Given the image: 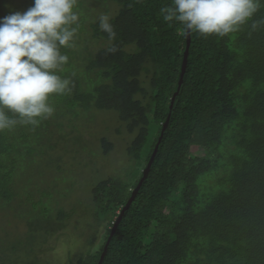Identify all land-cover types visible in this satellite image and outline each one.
Returning a JSON list of instances; mask_svg holds the SVG:
<instances>
[{"label": "trees", "instance_id": "obj_1", "mask_svg": "<svg viewBox=\"0 0 264 264\" xmlns=\"http://www.w3.org/2000/svg\"><path fill=\"white\" fill-rule=\"evenodd\" d=\"M103 1L119 7L111 18L115 39L90 21L91 2L77 0L76 47L62 50L69 63L60 73L72 81L71 91L52 98L54 114L39 125L0 132V208L24 205L26 219L41 217L29 223L31 235L48 224L63 230L71 217L53 207L48 187L25 201L26 185L20 186L32 165L45 171L44 182L52 169L60 171L52 151L68 134L56 135L52 127L63 131L70 117L90 112L97 118L96 111L105 110L136 133L128 148L135 161L130 174L92 188L97 226L88 241L92 250L78 264H99L137 189L168 119L187 48L181 26L160 15L171 0ZM13 11L23 12L1 9L0 17ZM191 39L185 80L159 152L103 264H264V0L237 32L222 38L192 33ZM101 147L108 155L113 144L102 138ZM14 238L0 239L2 264H15Z\"/></svg>", "mask_w": 264, "mask_h": 264}, {"label": "clouds", "instance_id": "obj_2", "mask_svg": "<svg viewBox=\"0 0 264 264\" xmlns=\"http://www.w3.org/2000/svg\"><path fill=\"white\" fill-rule=\"evenodd\" d=\"M261 2L171 0L160 15L180 25L182 35L222 38L247 24ZM80 21L77 0H32L26 11L0 17V132L39 125L54 114L52 98L71 91L72 81L60 74L69 63L62 50L76 47ZM98 24L110 41L115 39L108 14H101Z\"/></svg>", "mask_w": 264, "mask_h": 264}, {"label": "rangeland", "instance_id": "obj_3", "mask_svg": "<svg viewBox=\"0 0 264 264\" xmlns=\"http://www.w3.org/2000/svg\"><path fill=\"white\" fill-rule=\"evenodd\" d=\"M89 2L92 7L88 6L87 16L94 23L98 21L101 14L106 13L111 18L114 17L119 8L116 4L103 0H89ZM31 6L32 0H7L0 10L17 8L26 11ZM93 9H95L94 12H92ZM97 44L96 47L104 46L103 42ZM99 111V113L96 111L97 118L89 117L90 112H82L77 120L70 117L68 120H71L76 127L74 131L67 126L68 120L62 124L63 131L52 127L56 135L58 132H61V135L68 134L65 136L66 139L54 142L56 146L52 151L54 160L60 159L57 163L60 171L52 169L46 174L48 176L45 177L44 182V176L42 179L40 172L45 171L38 172V169L32 165L24 177L30 176L21 179L20 186L26 185L25 201L35 196L38 192L37 188L48 187L47 196L54 201L53 207L56 210L64 207L65 210H61L71 215L63 230H59L58 224H48L45 229L39 227L40 231L43 229L41 234L31 235L29 223L41 217L38 218L37 215V218L33 216L35 217V219L32 218L33 220L26 219L28 210L24 205L18 204L14 208L12 206V209H4L5 211L0 208V239L11 242L9 239L15 236V246L18 247L15 253V264H78L77 260L84 253L92 250L88 241L97 226L93 212H90V209L95 206L92 188L101 179L126 178L135 164L128 154V148L136 133H130L127 126L119 121L115 112ZM102 138H108L113 144L108 155L104 154L101 147ZM51 233L54 234L49 237ZM1 255L5 259V255L3 253ZM0 264H2L1 260Z\"/></svg>", "mask_w": 264, "mask_h": 264}, {"label": "water", "instance_id": "obj_4", "mask_svg": "<svg viewBox=\"0 0 264 264\" xmlns=\"http://www.w3.org/2000/svg\"><path fill=\"white\" fill-rule=\"evenodd\" d=\"M191 38H192V34L187 35V48H186L185 55H184V60H183V65H182V70H181V77H180V81H179V86H178V89H177L173 99H172L171 109H170V113H169L168 119L165 122L164 129H163V131H162V133L160 135L159 141H158V143L156 145V148H155L154 153L152 155L151 161H150L147 169L144 170L143 177H142L137 189L134 191L130 201L128 202L127 206L124 208V210L122 211L121 215L119 216V219H118L117 223L114 225V227L112 229V233H111V235H110V237L108 239L107 245L105 247V251L102 254V257L100 259L99 264H103L106 252H107L108 247H109V244L111 243V239H112V237H113V235H114V233H115V231H116V229H117V227L119 225V222H120L122 216L124 215V213L129 208V206L133 203V200H134L135 196L137 195V193L139 192L140 188L142 187V185H143L146 177L148 176V173L150 172L151 167H152V165H153V163H154V161L156 159V156H157V154L159 152V148L161 146V143L163 141L165 132H166V130H167L168 126H169V123L171 121V118H172V115H173V112H174V108H175L177 99H178L179 94H180V90H181L182 85H183L184 80H185V74H186V70H187V66H188V59H189V56H190V48H191V41H192Z\"/></svg>", "mask_w": 264, "mask_h": 264}]
</instances>
